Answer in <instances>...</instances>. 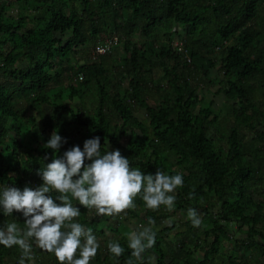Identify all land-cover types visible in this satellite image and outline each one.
<instances>
[{
    "label": "trees",
    "instance_id": "16d2710c",
    "mask_svg": "<svg viewBox=\"0 0 264 264\" xmlns=\"http://www.w3.org/2000/svg\"><path fill=\"white\" fill-rule=\"evenodd\" d=\"M208 93L224 97L225 116ZM54 131L66 140L57 157L99 137L101 153L119 150L130 168L182 175L172 210L147 208L141 193V216L127 209L111 222L69 194L81 213L73 222L100 245L90 264H152V255L155 264H264V0H0V189L43 184ZM190 208L199 227L187 217L152 228L154 246L132 257L124 219L156 227ZM13 222L26 231L21 212L0 209V227ZM109 242L124 248L120 257ZM29 243L25 262L59 264ZM21 256L0 245V264Z\"/></svg>",
    "mask_w": 264,
    "mask_h": 264
},
{
    "label": "clouds",
    "instance_id": "9594fccd",
    "mask_svg": "<svg viewBox=\"0 0 264 264\" xmlns=\"http://www.w3.org/2000/svg\"><path fill=\"white\" fill-rule=\"evenodd\" d=\"M63 143L66 140L54 131L44 145L53 150L54 155L52 162L38 173L42 185L35 189L25 187L22 191L15 187L0 189V209L4 215L11 216L15 210L25 217L26 231L21 232L15 222L0 227V245L6 248L15 245L22 250L19 264H25V258L32 259L30 238L35 239L40 249L54 253L59 264H90L96 256L100 247L97 238L91 228L85 229L80 223L73 222L81 213L72 204L69 194L79 205L95 209L98 216L115 218L121 213L126 214L127 209L135 208L133 201L141 193L147 208L156 210L164 205L172 210L175 196L170 193L183 185L181 174L168 175L160 170L144 174L130 168L129 159L119 150L102 154L99 137L85 140L83 150L74 146L62 157L55 156ZM86 159L91 163L85 165ZM52 190L60 193L55 199L49 194ZM188 218L193 227L201 225L195 209L188 210ZM154 223L149 220L150 225ZM155 237L156 232L151 227L132 231L128 235L132 257L139 260L146 249L154 246ZM107 247L115 257L124 252L117 242H109ZM127 264H132V260Z\"/></svg>",
    "mask_w": 264,
    "mask_h": 264
},
{
    "label": "rangeland",
    "instance_id": "374dc122",
    "mask_svg": "<svg viewBox=\"0 0 264 264\" xmlns=\"http://www.w3.org/2000/svg\"><path fill=\"white\" fill-rule=\"evenodd\" d=\"M10 13H15L14 10H11L9 11ZM175 30L181 32L180 28H175ZM173 44L174 46H179L181 45L182 46V40L180 38V35H174L173 36ZM120 58H122L120 56ZM117 64H122L121 62V59L117 61ZM216 71H212L211 72V77H214L216 76ZM161 75V71L157 70L155 71V76L156 77H159ZM207 98L208 99H213L215 104H214V108L215 110L219 113L220 117H223L226 115V112L228 110L227 108V103L224 99V97L222 95H218V96H213L211 93H208L207 94ZM137 116L141 119H145V113L144 111H139L137 113ZM109 151H113L112 148L109 147ZM131 210H135L138 214H140L141 216V213L138 212V207L135 205V208H130ZM91 214H95L96 213V210L95 209H91L90 210ZM123 216V215H121ZM103 217V216H102ZM188 217V212L184 213V212H181V213H178V214H175V215H172L171 217L165 219L163 221V223L160 225V226H152L150 224H147V223H144V222H139L137 221L136 219L134 218H131V219H124L123 222H122V229L123 231L126 233H128V235L132 232V231H138V230H142V227H151L153 228L155 231H159L161 230L162 228L166 227V226H169L172 224V222L175 220H179V221H184L186 220ZM111 221H114V218L113 217H109V222ZM173 233L170 232L168 236H166V241L169 242L170 241V238L173 237ZM36 244V243H35ZM37 245V244H36ZM223 246L225 247L224 250L227 254H230L232 252V244L227 242V241H224L223 242ZM197 255L198 257H202V253L201 252H197ZM151 260V263L152 264H155V256H151L150 258ZM8 264H14V263H8ZM25 264H37V262H35L34 260H30L29 262H25Z\"/></svg>",
    "mask_w": 264,
    "mask_h": 264
},
{
    "label": "built area",
    "instance_id": "2783aa9c",
    "mask_svg": "<svg viewBox=\"0 0 264 264\" xmlns=\"http://www.w3.org/2000/svg\"><path fill=\"white\" fill-rule=\"evenodd\" d=\"M116 43H117V38L115 37L112 39L105 40L104 44L100 45L97 48V53L100 55L107 54L111 50V47H113ZM177 50L182 52V46L181 45L177 46Z\"/></svg>",
    "mask_w": 264,
    "mask_h": 264
}]
</instances>
